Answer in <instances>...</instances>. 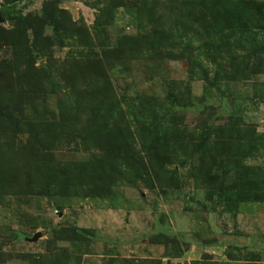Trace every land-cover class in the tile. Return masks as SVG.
Here are the masks:
<instances>
[{
  "label": "rangeland",
  "instance_id": "obj_1",
  "mask_svg": "<svg viewBox=\"0 0 264 264\" xmlns=\"http://www.w3.org/2000/svg\"><path fill=\"white\" fill-rule=\"evenodd\" d=\"M0 13V264H264V0Z\"/></svg>",
  "mask_w": 264,
  "mask_h": 264
},
{
  "label": "water",
  "instance_id": "obj_2",
  "mask_svg": "<svg viewBox=\"0 0 264 264\" xmlns=\"http://www.w3.org/2000/svg\"><path fill=\"white\" fill-rule=\"evenodd\" d=\"M0 20H3V16L1 15V13H0ZM40 236H41V233L38 232V233L35 234V236H34L33 238H30V239H31L32 241H35V240H37L38 237H40Z\"/></svg>",
  "mask_w": 264,
  "mask_h": 264
}]
</instances>
